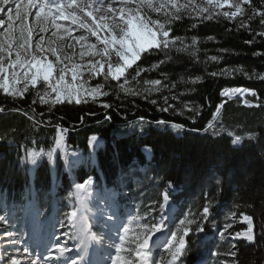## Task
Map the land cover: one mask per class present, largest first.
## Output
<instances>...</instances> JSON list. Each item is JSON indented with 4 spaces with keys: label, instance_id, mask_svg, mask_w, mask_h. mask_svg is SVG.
Segmentation results:
<instances>
[{
    "label": "trees",
    "instance_id": "obj_1",
    "mask_svg": "<svg viewBox=\"0 0 264 264\" xmlns=\"http://www.w3.org/2000/svg\"><path fill=\"white\" fill-rule=\"evenodd\" d=\"M242 6L249 15L256 13L251 21L243 16L225 18L222 13L228 8L214 9L210 20L206 15L181 12L179 19L165 22L164 17L148 13L152 20L165 23L174 46L142 55L122 82L105 78L94 82L95 88L100 85L101 93H107L101 94L97 104L44 109L39 107L38 89L28 90L19 100H8L0 93V193L11 203L28 196L32 165L24 153L32 146L44 153L34 167L38 202L43 197L48 201L54 187L56 197L66 195L85 177L92 176L97 188H110L124 172L132 171L138 183H130L127 191L157 209L153 213L167 192L179 210L189 211L196 225L203 219L205 205L210 207L211 219L221 212L235 213L236 221L252 216L255 240L247 244L237 238L230 260L232 264H264V81L256 77L264 75V37L260 36L264 29L258 15L264 11V0ZM241 23L248 26L242 28ZM155 80L160 83L153 84ZM227 89L256 92L249 100L255 105L227 102L221 96ZM210 123L213 127L205 131ZM173 124L182 128L174 129ZM61 128L66 130L65 147L50 159L46 153L55 149ZM237 135L241 142L234 145ZM93 136L104 147L93 152L90 174L63 172L65 153L72 148L86 150ZM144 148L150 150V160L142 153ZM243 230L238 227L233 233ZM203 231L210 232L207 225ZM188 244L185 260L190 263L199 246Z\"/></svg>",
    "mask_w": 264,
    "mask_h": 264
},
{
    "label": "snow or ice",
    "instance_id": "obj_2",
    "mask_svg": "<svg viewBox=\"0 0 264 264\" xmlns=\"http://www.w3.org/2000/svg\"><path fill=\"white\" fill-rule=\"evenodd\" d=\"M118 2L120 4L119 8L113 7V4L107 3V0H64V2H61V0H0V89H3L8 96L15 98L27 92L29 85L35 87L38 82L42 81L45 85V92L43 95L37 93L40 96L39 102L41 104L49 103L45 97L52 94H55V99L51 101L53 104L62 103L64 100L69 103L75 100L79 104L81 103L80 90L73 87L71 82L66 81L68 64H64V61L67 60L71 63L72 57L64 51V45L61 41L65 37L60 35L61 32L75 39L77 43L81 44L82 49L85 47L95 49V55L99 56L100 60L95 63L91 60L88 61V71L92 75L98 76L102 73L105 79L110 75L112 79L119 80L120 77L124 76L127 69L141 59L142 53L152 48L164 51L174 46V42L170 44L168 39L170 32L165 23L152 20L142 14L141 8H147L153 12L171 8L174 9V12L171 13L172 17L179 19L181 10H187L190 6L178 5L176 0H118ZM250 2L251 0H231V2L230 0H207L206 7H193H196L202 15L207 13L204 18L210 20L213 18L214 9L227 5L229 10L222 13L225 18L231 20L243 16L251 21L256 13L253 12L249 15L242 6L249 5ZM133 5L135 6L133 7ZM94 13H102V15L97 16ZM164 15L167 18L170 14L165 12ZM217 15H220V13H217ZM258 15L260 26L264 29V11H260ZM30 17L33 18L31 23L29 22ZM98 20L99 23H97ZM58 21H70L77 28L84 29L92 37H96L103 47L97 48L95 44L83 43L87 37L83 35L72 36L73 29L63 27ZM247 26L244 23L240 24L242 28ZM50 29H53L51 37L46 39L45 35L42 34L47 33ZM101 31L104 32L103 35H101ZM260 36L264 37V31L260 32ZM176 40L179 41L180 38L177 37ZM192 43H196L195 38H193ZM248 43H251V41ZM69 47H72V45H69ZM91 54L89 52V55ZM49 56L55 57V61L50 60ZM113 56L116 58L115 62H113ZM81 59H83V52L81 53ZM211 59L216 61L217 57L212 56ZM105 65H107L106 71H104ZM78 69L79 66L73 63L71 69L73 81L77 80L80 75ZM139 71V66H137V75ZM211 75L216 76L217 73L213 72ZM256 77L264 81V75L257 73ZM21 82L24 83V87L17 88L16 85ZM152 83L159 84L160 81L155 80ZM99 87L100 85H97V88L90 90L93 98L96 95H107V93H100L98 91ZM248 91L250 90L230 89L223 92L222 95ZM250 94L253 97L257 96L254 91H251ZM33 103H36V101L33 100ZM245 103L249 102L245 101ZM103 106L109 107L107 104ZM220 107L222 105L218 106L217 112H219ZM163 110L167 111V109ZM189 110L196 111L195 109ZM0 111H3V109H0ZM158 123L164 124L165 122L159 121ZM171 126L174 129L182 128V125L179 124ZM212 127L213 125L210 123L205 131ZM65 131L63 128L59 129L58 136L55 139L56 148L46 153L50 159L56 150L65 147ZM229 135L231 136L232 133L230 132ZM249 139L254 140L256 137L249 136ZM97 140L96 136L91 137L89 140L90 146L94 148ZM240 142L241 137L238 135L232 140L234 145ZM146 151L148 150L146 149ZM43 154V152L32 151L28 153L30 159L27 162L35 166L38 163V158ZM65 162L68 163L66 153ZM93 183V180L89 178L83 183L74 185L76 202L71 210L65 214L70 231L64 232L63 235L78 240L81 247L70 249L66 244L59 243V238H57V242L52 245L47 257L41 258L36 255L30 261V264H41V260L42 264H91L89 249L93 244L104 247L105 242L104 236H98L97 233L92 232V225L89 223L87 215L86 196L91 192ZM219 183L220 181L217 180V184ZM152 211L155 212L157 209L153 208ZM158 211L160 213L159 220L151 224H140V230L131 241H128L127 238L129 228H122L123 234L118 233L119 242L113 241L115 254L113 255L111 251L108 252L110 264H156V254L152 250L155 242L152 237L155 233L161 232V229L166 226V220L168 224H172V209L169 205V194L167 192L164 194L163 203L159 205ZM148 215H151V213H148ZM209 215L210 207L205 205L202 213L203 219L207 220ZM232 215L235 216V213ZM108 219L111 220L112 217L109 216ZM243 219L247 222V231L236 232L235 236L253 242L255 240L253 218L250 215H245ZM132 220H137V217H132ZM0 222L9 223L7 216L0 215ZM193 223H195L194 220L185 218L179 221V224L175 226V230L168 228L170 238L166 239L162 246L171 257L167 264H176L184 255L186 251L185 237L189 235L190 225ZM61 227H64V222H61ZM230 227L231 224L226 223L224 225V231L219 233L221 239L225 238V232ZM203 230V226H198L196 229L198 232ZM168 233L164 234L167 236ZM5 235L9 238L13 247L21 243L20 239L14 238L18 233L9 231ZM126 243L129 245L128 247L125 246ZM113 244H109L108 248L111 249ZM27 251L28 249H25V252ZM72 251H76L78 255L76 257L68 256L67 254ZM232 255L236 256V253L233 252ZM0 264H21V262L9 256L7 261L0 257ZM160 264H165L162 256Z\"/></svg>",
    "mask_w": 264,
    "mask_h": 264
},
{
    "label": "rangeland",
    "instance_id": "obj_3",
    "mask_svg": "<svg viewBox=\"0 0 264 264\" xmlns=\"http://www.w3.org/2000/svg\"><path fill=\"white\" fill-rule=\"evenodd\" d=\"M61 2L64 1L61 0ZM176 2L178 5H190L187 8V10H183V9L181 10V12H183V14L185 15L194 16V17L205 16V15L207 16V13H204L202 15L201 13H199L196 7H193V6L206 7L207 3L204 2L199 3L196 2L195 0H176ZM107 3H112L113 7L115 8L120 7L118 0H107ZM134 6L135 5H133V7ZM219 8H228V6L223 5ZM165 12H169L170 14L167 18L164 15ZM173 12L174 9L171 8L161 9L159 12H153L150 9L141 8V13L145 14L147 17H148V13L160 15L164 17L165 22H169L170 20L173 19L171 15V13ZM29 22L30 23L33 22L32 17L29 18ZM58 23H60L63 27L72 28L73 29L72 36L83 35L87 37L86 41H84L83 43L95 44L97 48L103 47L102 45L99 44V41L96 39V37H92L90 33L86 32L84 29H79L75 25H72L70 21H58ZM97 23H99V20L97 21ZM52 30L53 29H50L47 33H44L42 35H45V38L47 39L51 37ZM103 34L104 32L101 31V35ZM60 35L65 37V39L61 41V43L64 45L65 53L72 57L71 63L67 60L64 61V64H68V74L66 76V81L71 82L73 87L78 88L80 90L81 103L89 102V103L97 104L101 98V95H96L93 98V95L91 94L90 90L95 88L94 82L100 79H104L105 77L102 73L98 76L92 75V73L88 71V61L91 60L93 63H95L96 61L100 60V57L95 55V49H88L87 47L82 49L81 44L77 43L75 39H72V37H69L66 33L61 32ZM34 42H35V38H34ZM69 45H72V47H69ZM153 50H156V48L149 49L147 52L142 53V55L147 54ZM82 52H83V59H81ZM89 52H91L92 54L89 55ZM48 58L50 60L55 61V57L49 56ZM138 62L139 60L135 64H133L131 68L127 69L124 76L120 77L119 80L112 79L110 75L107 77V79L116 83L124 81L127 72L131 70ZM73 63L79 66L78 70L80 72V75L77 77V80L75 81H73L71 77V69ZM106 70H107V65H105L104 71ZM16 87L23 88L24 83L21 82L17 84ZM36 89H38L36 91V94L39 92L41 95H43L45 92L44 83L41 81L38 82V84L35 87H32L31 85H29L28 87V90H36ZM48 91H50V89H48ZM98 91L101 93L99 89ZM225 91L226 90H224L223 92ZM0 93L3 97L7 98L8 100H19L27 92H25L22 96H17L15 98L8 96L6 93H4L3 89H0ZM222 93H221L222 98H224V100H226L227 102L237 100L241 103V105L245 107L249 105L251 106L255 105L249 101L253 97L249 91L236 92L235 94L232 95H222ZM37 99H38L39 107L44 109H51L54 106H58L62 104H77L75 100H73L71 103H69L67 100H64L62 103L53 104L51 103V101L55 99V94L45 97V99L49 101V103L47 104H41L39 102L40 96L38 95H37ZM245 101H248L249 103H245ZM217 116L218 115L215 116V119ZM58 133L56 136H58ZM95 143L96 146L93 148L92 146H90L88 141L86 150L75 149V148L70 149L67 153L68 163L65 162L66 170L83 171L85 175L88 176L93 167V152L96 150H103L104 147L102 141L99 138ZM32 151H35V148L33 146L25 151L24 157L27 160L30 159L28 157V153ZM144 154L148 155L147 151H145ZM88 179L89 177L85 178V180ZM117 181L120 182L117 186H115L113 189H106L103 192H100L96 188L95 183H93L91 192L86 196V202L88 204L87 215L91 220L93 229L98 234V236L105 237L104 247H102V250H100L101 255L99 257L96 255V259L98 261L95 260L94 263L99 262L100 264L103 263L110 264V261H108V252L111 251L113 255L115 254L113 241H115L116 243L119 242L118 234L114 233L113 228L112 229L108 228L109 227L108 224L111 227L112 226L116 227L118 225L117 227H119V234H123L122 232L123 227H128L129 232L127 233V238L128 241H131L140 230L139 227L140 224L155 223L159 220L160 217L159 212L154 214L152 211V207H150V205H145L141 200H139V198L129 194V192L127 191L128 185H130V183L131 184L133 183L134 186H136V184L138 183L132 171L128 173L124 172L123 178ZM124 198H127L128 200L126 201ZM75 202H76L75 196L69 194L66 198L63 197L62 199L59 200L55 199L53 202L51 200L50 204L39 203L38 208L39 209L41 208V210L40 211L37 210L38 211L37 212L36 210L33 211L32 201L27 200L24 195L22 196V204L19 203L17 205H10V201L8 200L7 195L5 193H0V215H6L9 221V223L0 222V257H2L5 261H7L9 256L18 259L19 261H22V259L26 260V257L24 256L26 253L25 249L29 248V252H31L29 253V255L31 256H29L28 258L32 260L37 254L40 253V250L38 251L37 249L38 243L40 242V240L42 241L45 239H49L52 242L45 244L47 245L46 246L47 249L51 248L52 245L57 242L56 240L57 238H59V243L66 244L68 247L71 246L70 249H72V247L76 243V240H74L71 236H64L63 233L70 231V226L67 223L65 214L71 210ZM90 202H94L93 206H91V209L89 208ZM169 205L172 209V216H171L172 224H168V221L166 220L165 221L166 226L161 229V232L155 233L152 237V240H155L154 241L155 246H153L152 250L156 254L155 255L156 264H160L161 256L163 257L165 264H167V261L171 259V257L162 247L165 243V240L170 238V233H168V228L170 227L172 228V230H175V226L179 224V221L181 219L187 218L195 221V219L189 213L188 210L185 211L178 210L176 205L172 204L170 201H169ZM48 206L50 207V209ZM107 209L110 210V211L108 210L110 213L105 212V210ZM47 211L49 216L42 222H40L39 220L37 222H33V224L37 223V226L33 228L32 220L34 216L36 217V219H38V216L43 218L46 215ZM148 213H151V215H148ZM109 216L112 217L111 220L108 219ZM134 216L137 217V220H132V217ZM61 222H64V227H61ZM106 222L108 224H106ZM226 223L231 224V227L227 230V232H225V238L221 239L219 233L224 231V225ZM206 225L207 228L211 229V233L205 234L203 231L202 232L196 231L198 226H203L204 229L205 228L204 226ZM238 227L245 228V230L241 232L247 231V227H248L247 222L244 221L243 218L239 221H236L233 215H227V213L225 212H221V215L217 219H210L207 224H206V220L202 219V221L198 225H196L195 223L190 225L191 231L189 232V235L185 237L186 250L188 248V242L195 241L198 244H200L201 247H202L201 244H204L205 247L208 246L205 250H202V252L198 256L197 260H200L202 264H232L230 260L231 251L235 247L236 238H241L243 239L244 242L249 244L252 243V242H248L243 237L235 236L233 230ZM9 231L18 233V235L15 236L14 238L20 239L21 243L13 247L10 243L9 238L5 235V233ZM50 231H52V234H50ZM164 233H168L167 236ZM68 241L71 242V245L70 243H68ZM109 244H113V247L111 249L108 248ZM125 246L128 247L129 245L126 243ZM47 249L44 251L45 254L41 253L43 254L42 255L43 258L49 255ZM217 249L219 250L217 251ZM160 250L161 252H159ZM68 254H71V252ZM75 255L76 253L73 254V256L71 255V257H74ZM183 256L179 261L176 262V264H182Z\"/></svg>",
    "mask_w": 264,
    "mask_h": 264
},
{
    "label": "bare ground",
    "instance_id": "obj_4",
    "mask_svg": "<svg viewBox=\"0 0 264 264\" xmlns=\"http://www.w3.org/2000/svg\"><path fill=\"white\" fill-rule=\"evenodd\" d=\"M94 15H102V13H94ZM55 147H56V145H55ZM105 207V206H104ZM99 210V209H98ZM109 209H107V210H105V212H108V213H110L109 211H108ZM35 223L33 224V228L35 227ZM33 233V232H32ZM31 233V234H32ZM29 241H31V240H29ZM153 241H155V240H153ZM50 242V240H47V239H45L44 241H40L39 242V244H38V251L42 248V246L43 245H45V244H48ZM34 244V243H33ZM157 244V243H156ZM155 246V245H154ZM28 247H30V246H28ZM41 253H43V254H45V252H43V251H40ZM159 252H161V250L159 251ZM25 253V252H24ZM29 253H31V252H29V248H28V251L25 253V257H26V260L25 259H22V261H20L21 262V264H30V261H31V259L30 258H28L29 256H31V255H29ZM18 254V253H17ZM43 254H41V258H43ZM73 254H75V253H73ZM73 254H72V252H71V254H67V255H72L73 256ZM159 254V253H158ZM76 256V255H75ZM74 256V257H75ZM19 257H21V256H19ZM28 258V259H27ZM35 258V257H34ZM21 259V258H20ZM103 262V261H102ZM41 264H42V260H41ZM92 264H100L99 262L98 263H92ZM103 264H105V263H103Z\"/></svg>",
    "mask_w": 264,
    "mask_h": 264
}]
</instances>
